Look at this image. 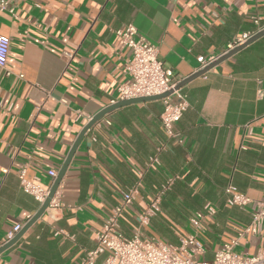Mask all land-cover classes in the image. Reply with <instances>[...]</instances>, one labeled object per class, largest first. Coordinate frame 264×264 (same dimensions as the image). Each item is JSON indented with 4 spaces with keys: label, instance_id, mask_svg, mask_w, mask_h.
Wrapping results in <instances>:
<instances>
[{
    "label": "crops",
    "instance_id": "crops-1",
    "mask_svg": "<svg viewBox=\"0 0 264 264\" xmlns=\"http://www.w3.org/2000/svg\"><path fill=\"white\" fill-rule=\"evenodd\" d=\"M11 1L14 16L0 12V34L10 40L6 69H0L2 241L42 207L22 191L19 174L50 189L49 173L59 175L80 133L128 82L131 51L117 30L135 26L158 47L164 66L187 79L199 71L200 58L220 57L257 33L254 18L264 22V0ZM182 90L189 108L176 128L181 142L163 129V101L102 118L58 187L61 208L48 209L0 255V264H80L131 191L123 235L167 246L195 235L204 249L197 259L213 262L264 201V37ZM229 186L252 202L230 206ZM206 207L216 214L195 229L191 220ZM263 250L264 225L236 248L249 255Z\"/></svg>",
    "mask_w": 264,
    "mask_h": 264
},
{
    "label": "built area",
    "instance_id": "built-area-1",
    "mask_svg": "<svg viewBox=\"0 0 264 264\" xmlns=\"http://www.w3.org/2000/svg\"><path fill=\"white\" fill-rule=\"evenodd\" d=\"M11 2V0H0V12H7L14 16V8ZM254 23L259 27L257 33L264 30V22L259 18H254ZM115 35L131 51V58L126 62V72L129 80L119 87L118 99L112 105L134 99L163 95L174 90L179 83L185 80L180 79L164 66L159 56L158 47L141 35L135 26L128 25L121 30H117ZM254 35L243 37L235 43L232 49L243 45ZM9 50L10 40L0 34V69H6ZM218 58L208 60L200 58L201 67L199 71ZM162 101L164 104L161 115L163 129L169 138L181 142V134L176 128L189 108L188 96L180 89L174 91L169 98ZM106 124L108 126L112 125L109 121ZM49 175L53 179L52 188L58 173L51 171ZM19 181L24 193L32 196L41 206L45 203L51 188L44 189L39 183L27 180L25 171L19 174ZM226 194L230 206L244 208L252 202L249 197L237 192L232 186L227 187ZM134 199V191L123 193L121 204L112 210L106 224L95 233V249L88 252L80 264H264V250L255 255L236 251L241 240L249 236H257L261 232L264 225V201L257 202V211L253 214L250 225L238 229L237 236L231 243L224 245L217 251L213 262H205L197 259L204 249L195 235L184 237L179 246H167L162 243L154 244L144 239L140 234L133 237L123 235L119 231L120 220L125 209L133 203ZM51 208H61L57 192L48 209ZM153 214V211L148 213V215ZM215 214V210L206 207L204 212L197 213L192 218L191 224L195 229H200L203 219ZM30 220L31 218H28L26 223ZM145 220V216H142L143 223ZM24 224L16 225L5 241L0 240V248L11 241L23 229ZM102 255H106V257L102 262H99L98 258Z\"/></svg>",
    "mask_w": 264,
    "mask_h": 264
},
{
    "label": "water",
    "instance_id": "water-1",
    "mask_svg": "<svg viewBox=\"0 0 264 264\" xmlns=\"http://www.w3.org/2000/svg\"><path fill=\"white\" fill-rule=\"evenodd\" d=\"M264 37V30L255 34L253 37H251L249 40H247L243 45H240L234 49L229 50L226 52L224 55L220 56L216 61L205 67L204 69L198 71L197 73L191 75L187 79L183 80L181 83H179L174 90L169 91L163 95L156 96V97H151V98H140V99H134V100H129L125 102H120L114 105H111L107 108H105L101 113L96 115L89 123L88 125L83 129V131L80 133L78 139L76 140L70 154L68 155L67 160L65 161L56 181L54 182L53 187L50 190V194L48 198L46 199L45 203L42 205L41 209L39 212L23 227V229L8 243H6L4 246L0 248V255L4 253L5 251L9 250L12 248L14 245H16L19 240L23 237V235L27 232L29 228H31L46 212V210L49 208L50 203L56 194L58 187L63 180V177L68 169V166L70 165L73 156L75 155L78 147L80 146L83 138L85 137L86 133L94 126L96 125L102 118L110 114L111 112L120 109L125 106L133 105V104H139V103H145V102H150V101H162L166 98H169L174 91H179L180 89H183L185 86H187L189 83L192 81L196 80L197 78H200L204 76L206 73L214 69L216 66L220 65L221 63L225 62L226 60L230 59L233 57L235 54L238 52L242 51L249 45L255 43L259 39Z\"/></svg>",
    "mask_w": 264,
    "mask_h": 264
}]
</instances>
